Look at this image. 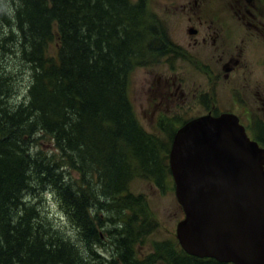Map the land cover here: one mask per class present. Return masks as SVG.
I'll return each instance as SVG.
<instances>
[{"label":"trees","instance_id":"1","mask_svg":"<svg viewBox=\"0 0 264 264\" xmlns=\"http://www.w3.org/2000/svg\"><path fill=\"white\" fill-rule=\"evenodd\" d=\"M147 1L12 0L14 21L0 2V25L10 28L0 30V264H143L134 246L153 221L129 184L143 177L160 186L168 164L163 140L136 120L127 79L137 61L174 47L161 24L147 23ZM14 39L31 80L27 98L6 105L11 89L1 54L15 48ZM45 137L50 153L33 148ZM70 170L77 177L68 178ZM42 192L58 200L77 242L54 228ZM107 225L118 236L119 262L93 250ZM158 259L226 264L189 256L178 244Z\"/></svg>","mask_w":264,"mask_h":264},{"label":"rangeland","instance_id":"2","mask_svg":"<svg viewBox=\"0 0 264 264\" xmlns=\"http://www.w3.org/2000/svg\"><path fill=\"white\" fill-rule=\"evenodd\" d=\"M132 1L135 2L136 0ZM199 1L201 0L147 1V23L150 25L161 24L169 42L174 47L172 52L166 53V57L163 56L157 60L141 64L137 61L128 74L126 91L133 113L139 126L145 132L163 140L166 165L168 164L167 157L172 135L185 121L192 117L205 115L209 110H214L217 113H229L230 111L237 114L242 112V108H244L240 95H237L238 93L235 91H227L224 81H220L218 88L215 87L211 91V72L218 59V53L211 41L206 44L201 41L207 33L206 24L210 23L209 15L204 14L208 13L213 6H210V0H205L203 1V8L200 10V7L197 6L198 4L201 6ZM0 2L7 9L11 20L14 21L15 3L12 0H0ZM198 15L201 17V24L197 20ZM1 26L0 30L7 34L10 28L8 30L7 26ZM190 26L196 28L198 33L190 35L188 32ZM12 27L14 29L13 24ZM250 40H252V35H249L240 44H243L247 59L250 58L252 63L255 58L259 57L263 47L260 44L259 49L249 47L247 44ZM254 40L257 41L258 39L254 38ZM234 41L239 42L236 39ZM10 43L15 48H10L1 54V68L5 77L9 79L11 89L10 98L7 100L9 103L3 104L18 105L27 98L31 70L19 57V45L16 39ZM169 76L181 77L183 79L181 81L182 87L186 89L178 93L174 101L164 97L165 92L156 91L162 85L164 78ZM160 115L167 119L163 128L156 126V124L161 123L159 122ZM169 121L174 122L169 124ZM167 132L169 137H167ZM33 148L36 150L39 148L43 152L50 153L52 143L48 137H45L38 140ZM67 174V177H71V179L77 177L73 170L67 171ZM129 191L136 196L142 195L144 197L149 213L146 221H153V227L148 230V233L137 236L134 246L135 258L137 261H143V264H165L158 259V256L163 254L170 244H174V247L178 244L175 229L177 223L183 218L182 209L175 198L174 183L169 167L168 174L160 186L152 179L139 177L130 182ZM40 197L44 200L43 210L55 225L54 228H58L68 238L72 237V240L77 242L75 238L76 229L63 217V213L57 205L58 200L45 192ZM105 214L107 215V212ZM101 217L103 218L104 214H101ZM110 228L112 227L109 225L103 229L99 228V231L105 234V239L100 246H93V250L99 252H95L98 257L99 254H102L107 261L117 260L119 262L120 256L117 254L120 255V250L116 243L118 236L111 232L107 233ZM139 228L141 227L139 226ZM94 251L91 253L95 254ZM90 264H95V262L91 260ZM119 264L122 262L120 261Z\"/></svg>","mask_w":264,"mask_h":264},{"label":"water","instance_id":"3","mask_svg":"<svg viewBox=\"0 0 264 264\" xmlns=\"http://www.w3.org/2000/svg\"><path fill=\"white\" fill-rule=\"evenodd\" d=\"M263 161L233 115L200 116L177 129L168 166L184 213L175 236L187 255L264 264Z\"/></svg>","mask_w":264,"mask_h":264},{"label":"flooded vegetation","instance_id":"4","mask_svg":"<svg viewBox=\"0 0 264 264\" xmlns=\"http://www.w3.org/2000/svg\"><path fill=\"white\" fill-rule=\"evenodd\" d=\"M201 1H199L201 6L197 5L200 10L203 8L205 0ZM210 1V6L213 7L204 14L209 15L210 23L206 24L207 33L201 42L206 44L211 41L218 53V59L211 72V91L215 87L218 88L220 81H224L227 91H235L238 93L237 95H240L244 108L237 114L230 111L229 113H217L214 110H209L205 115L213 117L225 113L233 115L243 127L249 140L255 142L264 154V0ZM197 20L201 24L200 15L197 16ZM188 32L190 35L198 33L193 26L189 27ZM249 35H252V40L247 44L249 47L256 49H259L260 45L263 47L259 57L255 58L252 63L250 58L247 59L243 44H240ZM254 38L258 40L255 41ZM234 39L239 42H235ZM197 57L199 56L197 55ZM182 80L181 77H165L162 85L156 91L165 92L162 95L174 101L178 93L186 90L182 87ZM198 117H192L182 125ZM159 118L161 123L156 126L163 128L167 119L163 115H160Z\"/></svg>","mask_w":264,"mask_h":264},{"label":"bare ground","instance_id":"5","mask_svg":"<svg viewBox=\"0 0 264 264\" xmlns=\"http://www.w3.org/2000/svg\"><path fill=\"white\" fill-rule=\"evenodd\" d=\"M16 127V126H15Z\"/></svg>","mask_w":264,"mask_h":264}]
</instances>
